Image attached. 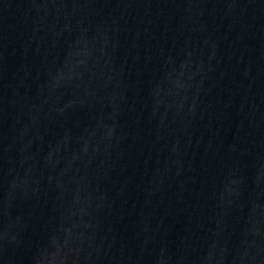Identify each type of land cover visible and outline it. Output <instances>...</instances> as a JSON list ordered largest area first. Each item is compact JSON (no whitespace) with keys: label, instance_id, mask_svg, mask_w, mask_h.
I'll return each mask as SVG.
<instances>
[{"label":"water","instance_id":"1","mask_svg":"<svg viewBox=\"0 0 264 264\" xmlns=\"http://www.w3.org/2000/svg\"><path fill=\"white\" fill-rule=\"evenodd\" d=\"M0 264H264V0H0Z\"/></svg>","mask_w":264,"mask_h":264}]
</instances>
